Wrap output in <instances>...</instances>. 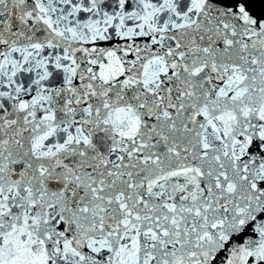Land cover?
<instances>
[{"label": "snow or ice", "instance_id": "6c2138e0", "mask_svg": "<svg viewBox=\"0 0 264 264\" xmlns=\"http://www.w3.org/2000/svg\"><path fill=\"white\" fill-rule=\"evenodd\" d=\"M0 264H264V0H0Z\"/></svg>", "mask_w": 264, "mask_h": 264}]
</instances>
